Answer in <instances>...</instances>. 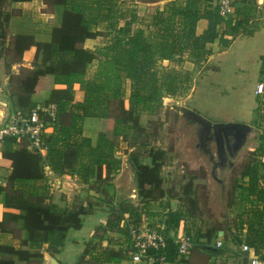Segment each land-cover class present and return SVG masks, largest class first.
<instances>
[{"label":"trees","instance_id":"1","mask_svg":"<svg viewBox=\"0 0 264 264\" xmlns=\"http://www.w3.org/2000/svg\"><path fill=\"white\" fill-rule=\"evenodd\" d=\"M47 1L63 9L62 25L55 28L53 42L50 44L36 43L31 36L18 35L14 37L8 48H11L18 56L22 55L23 51L32 45L37 46L38 54L45 51L50 52L52 55L64 54L62 52L74 53L79 51L78 46L85 39L96 36V33L90 30V26L85 20L83 7L75 3L69 5L71 0ZM96 1L101 3L107 0ZM6 2L7 0H0V51L4 50L8 41L6 23L9 14L3 9ZM102 6V4L99 5L103 8ZM107 12H111V9L106 10V14ZM132 17L135 18L136 16L133 14ZM201 18L209 19L210 25L204 34L197 35L196 25ZM220 20L222 19L216 9L201 12L199 7L194 5L188 6L187 4L186 7H181L172 1L168 4L167 10L157 8L154 13L153 25L159 28L158 33H160L158 34L160 40L157 42L145 38L142 30L133 31V19L126 26L116 30L117 36H115L111 45L112 50L115 52V54H112V60L115 61L119 69L126 71L131 79V96L124 99L120 95V89H117L113 97L115 108L112 109V100L110 101L108 97L102 95L99 87L90 88V93H88L89 103L94 104L98 101L104 105L99 110L101 112L99 115L103 119L107 120L111 113L115 112L112 128V135L115 139L123 137L126 141L129 140L131 136L129 129L134 126L132 123L134 119L133 111L140 106H146L157 100L160 96L159 78L156 70L158 60H171L175 54L177 55L192 46L195 51V58L200 62L208 43L214 42L218 38L225 42L222 37H219L218 25ZM87 62L83 58L68 61L61 57L58 64L48 66L45 69H23V75L18 76V78L11 75V80L17 79L16 87L11 90L8 97L11 104L24 112H29L33 108L31 97L34 93L44 88H50L52 83L60 81L61 76H67L68 80L81 76L85 71ZM49 77L53 79L51 80ZM163 77L167 82L166 87L169 86L167 88L173 91L177 84V77L172 76L170 79L168 76ZM66 101L69 100L56 98L53 102L59 108L58 124L60 114L66 109ZM78 119L73 123L74 126L81 123L82 119ZM135 123L138 124V120ZM58 126L56 132L49 134L46 138L49 144L46 160L38 152L30 150L28 142L25 146L21 143V146L16 138L7 137L4 140L0 155V167L7 165L12 169V172L8 176L7 186L0 185V229L19 236H21L20 233L25 232V236L22 237L19 248L11 244L0 243V264H42L44 258L43 247L46 244V250L53 256L60 255L68 231L81 229L83 216L89 214L93 208V203L88 202L86 206L79 203L61 209L49 202L53 192L47 186L43 185L41 188L36 186L33 189L27 187L31 182L43 180L47 177L45 171L47 164L51 166V170L55 174L61 175L73 170L79 152V145L75 144L74 141L77 140L76 133L78 130L81 131V127L75 130L72 127ZM112 141V139L106 137L105 131H102L97 146L93 148L90 154L96 164L97 180H102L103 165L108 162V158L110 157L113 160L114 142ZM157 153L151 154L152 165L140 163L138 161L139 155L132 154L137 187L146 199H150L152 192L155 190H160V197L165 194L162 189L163 177L161 176L160 162L164 153L163 151ZM262 154H264V147L262 148ZM118 162L115 161L114 165L108 168L106 181L109 180L113 171H118L120 167ZM262 171L264 172V162H261L256 156H254L251 163L245 164L242 171V179H247V182L244 181L239 187L250 210L245 214L248 217L247 220L242 218L237 223V230L239 231L237 237L239 238V252L241 254H244L241 251L242 244L248 243L255 248L260 258L264 260V176L261 175ZM101 185L97 186L99 190ZM193 203L196 206V202ZM4 207L18 209L20 212H2ZM117 207L116 219L110 218L113 213L110 212L108 223L103 226L107 230L104 233L106 236L108 231L112 232L115 228L124 232L118 226L127 214H130L136 220L141 217L139 212L133 213L129 206L121 202L119 205H112L114 212ZM144 208L147 209V204L144 205ZM176 215L173 212L171 220L178 224L176 221H179V216L176 217ZM245 226H247L246 230ZM17 227L20 228L21 232H16ZM220 231H222V228L217 231L213 230V234L211 233V236L215 235L216 243ZM105 235H102L101 238ZM222 243H225V240ZM89 245L80 256L78 264H93L92 260L96 264H120L131 259L130 251H124L121 248L115 249L97 244L89 247ZM203 245L206 248L208 247L211 255L218 254L226 248V243L219 248L215 245L213 247L207 246V243ZM170 252L175 254V245L172 242Z\"/></svg>","mask_w":264,"mask_h":264},{"label":"crops","instance_id":"2","mask_svg":"<svg viewBox=\"0 0 264 264\" xmlns=\"http://www.w3.org/2000/svg\"><path fill=\"white\" fill-rule=\"evenodd\" d=\"M135 2L138 9H147L149 5L153 4L156 7L159 6V4H163L162 2L154 3L146 0H135ZM72 3L83 7L85 10V20L88 22L90 30L96 33V36L85 39L84 42L78 46L79 51L74 53L62 52L64 54L61 55H52L50 52L47 53V51L38 54L36 45L28 47L23 51L22 55L19 56L11 50V48H8L11 40L18 35L31 36L36 43H52L55 28L60 27L63 22V9L61 7L52 5L47 0H7L3 7L9 14V19L6 23L8 41L4 50L0 51V99L8 103V108L5 113L8 114L20 109L14 107L9 98H5V96H9L11 90L16 87L17 79L11 80V75L18 78V76L20 77L23 75V69H45L48 66L58 64L61 57H64V60L68 61H73L76 58H83L88 61L85 71L81 76H76L69 80L67 76H61L59 82L52 83L50 88L41 89L31 97L33 108L54 102L56 98L69 100L66 101V109L60 114L58 125L64 128L72 127V129L75 130L81 127V131L79 132L78 130L76 133L77 143L75 144L79 145V152L73 170L61 175L54 173V175H51L49 178L46 177L43 180L31 182L29 186H27L28 189L36 188V186L41 188L43 185L49 188V182L55 180L60 188H57L56 192L53 188H50L53 194L50 196L49 202L57 207L61 209L72 207L79 203L78 200L86 205H88V202H92L93 208L89 214L83 216V226L86 224L88 218L94 216L95 213H100L97 219L98 222L95 221L92 225V228L89 230V235L84 237L86 234L85 232V234L79 237V240L74 239L76 244H73L71 239H69L70 230L68 231L65 244L60 253V255L62 254L61 256H53L46 250L47 244L44 245V258L42 264H52L54 260L62 264L61 260L64 262V258L71 252V254L77 253L79 259L90 243H92V245L97 243V245H102L103 247L110 246L111 238L109 233L111 232L108 231V235L101 238L97 231L102 223H104L103 225L106 224L105 220H107L109 216V210L94 202L105 199L111 201L115 200L116 189L112 177L121 176L124 170V165H119L120 168L118 171H113L111 173L112 179L109 177V180L106 181L107 170L106 166L103 165L102 180H97L96 164L92 160L90 154L98 143L97 138L100 132L105 131L104 122L106 119H103L101 115H99V113H101L99 111L100 107L104 105L100 104L98 101L94 104L89 103L88 93H90V88L99 87L100 93L108 97L110 101L112 100L111 103L115 102L113 97L117 89H120V95L123 96L124 99H128L131 96V79L128 77L126 71L119 69L115 61L112 60V54H115V52L112 50L111 45L115 36H117V31H111L115 28L120 29L126 26L131 19L136 18L132 17L133 13L136 16V12L133 11L131 14L125 13L123 14L124 17H120V19L117 18L116 12L120 7V1L118 0H107L101 3L96 0H71L69 5ZM186 3L188 6L194 5L199 7L201 12L204 10H215L211 0H188ZM101 4L103 8L106 7L107 10L111 9V12H107L106 16L100 18L93 14L97 8H101L99 7ZM177 5L186 7L185 2L181 4L178 3ZM159 8L163 10V6ZM221 19L218 25L219 37H222L225 42H222L221 39L218 38L214 42L206 45L204 49V58L207 57L204 60L205 63L197 61L193 47H189L191 48L190 52H188L190 60L187 61V64L189 63L192 64V66H196L200 63L201 65L199 64L200 70L197 76L196 72L195 75H192V77L195 76V79L193 77L194 85L188 98L196 91L195 84L197 77L202 76L205 72H209V74L218 72V75L219 73H224L223 71H227V75L231 76H222L227 80H216L214 78L215 75L208 79L212 87L231 86L232 88L239 89V119H242L243 122H248V124H256L260 126L258 127L260 130H263L261 131L262 134L259 140L260 145H258L254 151H256L255 156L261 162H264V154H262V148L264 147V94L259 95L256 93L257 85L264 82V0H236L235 13L229 18L221 17ZM147 22L146 20H141L140 23L134 21L132 24L133 31H136L135 29L138 27L143 28L141 25ZM209 25V19H199L196 25V34H204L208 30ZM141 28L138 30H142L145 34L146 31L144 32ZM144 37H147L146 34ZM154 37L155 38L152 36L153 41L157 42L160 40L158 38V33H156ZM207 51H209V53H207ZM181 54L182 52L176 56L181 57ZM223 59H225V63L231 62V65L225 68L227 70H224V67H222ZM158 63H160V60H158ZM190 71L191 72H188L189 75L194 73L192 70ZM206 76L207 75L204 77L206 78ZM49 79L52 80L53 78L49 77ZM88 107L91 108L89 109ZM78 118H81L82 121L74 126L73 123L78 121ZM115 153L116 150L113 148V154ZM11 172L12 169L7 165L0 167V185L7 186L8 176ZM242 180L247 182V179ZM100 184L102 185L99 190L97 186ZM19 187H21V185H19ZM3 211L13 213L20 212L18 209L6 207L2 209V212ZM20 234L21 236L0 229V243L11 244L19 248L21 246V239L25 236V232ZM73 245H75V247H73ZM79 245L81 248L78 250L77 246ZM88 258L87 256V259ZM78 261L79 260L76 262L77 264ZM126 262L128 261H123L120 264Z\"/></svg>","mask_w":264,"mask_h":264},{"label":"rangeland","instance_id":"3","mask_svg":"<svg viewBox=\"0 0 264 264\" xmlns=\"http://www.w3.org/2000/svg\"><path fill=\"white\" fill-rule=\"evenodd\" d=\"M118 1H120V7L116 12L117 18L120 19V17H124L123 14H131L135 11L136 18L133 20L136 23H140L141 20L148 21L146 24L141 25L143 28L138 27L135 30L139 28L143 29L144 32L146 31L145 34L148 37L146 38L152 41L159 29L153 25V16L157 8L163 6L162 9L167 10L168 4L172 1L177 4L185 2V5L188 2V0H146L154 3L162 2L163 4H159L157 7L153 4L149 5L147 9H138L135 0ZM106 10V7L97 8L93 15L98 17L105 16ZM114 30L116 31L117 28L111 32H114ZM190 50L191 48L185 49L181 57L175 54L171 60L166 59L164 61L160 59V63H158L156 69L159 78L160 96L157 100L150 102L146 106H140L133 111L134 119L132 123L134 126L129 129L131 131L129 140L126 141L123 137L116 139L113 137L112 128L115 112L111 113L110 117L105 120L104 130L106 137L113 140L116 153L113 154V160L109 157L108 162L104 165L106 166V170H108L110 166L114 165L115 161H119V165H124V170L121 176L112 177L116 189L115 200L105 199L94 203L103 206L109 210V213L113 212L110 215V218L113 220L117 217L118 213L116 210L118 207L114 212L112 205H119L121 202L129 206L133 213L139 212L141 215H148L156 227L162 223L166 224L167 232L174 235V238H177L181 234L190 235L194 247L190 260H188L189 264H250L248 256L239 252L237 223L242 218L247 220L248 217L245 214L250 210L239 186L244 182L242 180L244 166L253 161L256 152L254 150L260 145L259 140L262 134L261 131L263 130L258 128L260 126L251 124L256 128V133L251 135L248 146L241 153L240 157L236 159L233 169L226 173L225 171L218 172L217 178L220 181L211 178V166L207 159L208 157L204 154V150L196 145L197 126L184 118L177 108H190L212 124L243 122L242 119H239V89L232 88L231 86L212 87L208 78L215 75L214 78L216 80H227L222 77L223 75L231 76L227 75V71L219 73L221 76L217 75L218 72L215 74L205 72L202 76L197 77L195 84L196 91L188 98L194 85L193 77L195 79V76L192 77V75H195L196 72L197 76L200 70L199 64L205 63L204 60L207 58L203 56L200 63L196 66L187 64V61L190 60L188 57ZM224 60H222V67H224V70H227L225 68L230 66L231 62L225 63ZM190 70L194 72L191 75L188 74V72H191ZM205 75H207L206 78L204 77ZM163 76H168L169 79L172 76L177 77V84L173 91L167 88L169 86L166 87L167 82ZM8 97L5 96L6 99ZM114 108L115 103L113 102L112 109ZM5 112L3 109L0 110V126L7 116ZM137 120L138 124L135 123ZM19 142L23 146L26 145V141ZM74 143H77V140ZM252 147L253 149L251 150ZM105 149L107 150L108 148ZM159 151H163L164 153L161 156L160 162L161 176L163 177L162 189L165 194L163 197H160V190H155L152 192L151 198L146 199L141 195L137 187L132 156L134 154L139 155L138 161L140 163L152 165L151 154H158L157 152ZM50 169L51 166L45 168L48 178L54 175V172L50 174ZM261 175L264 176L263 171ZM224 177H226V181L223 182ZM112 178L110 177V179ZM51 181L49 182V188H53L56 192L57 188L60 187L55 180ZM78 201L80 204H83L80 200ZM192 201L196 202V206H194L195 203ZM145 204H147L146 210L144 208ZM173 212L177 214L176 217L179 216L178 222L175 219L178 224H175L171 220ZM99 215L100 213H95L94 216L88 218L86 224L81 229L69 231V239H71L73 244H76L74 239L79 240V237L85 234V232L84 237L89 235V230L95 221L98 222ZM105 221L106 224L103 225L104 223H102L97 230L99 236L105 235L104 233L107 231L103 226L107 225L108 218ZM118 228H121L124 232L115 228L114 231L109 233L111 238L109 247L130 251L125 228L121 227V225ZM219 228H222V242L225 240L226 248L218 254L211 255L208 247L206 248L203 244L207 243V246L210 247L216 246L215 235L211 236V233L213 230L217 231ZM246 228L247 226H245V230ZM16 232H21L19 227H17ZM225 243L223 244L225 245ZM90 244L89 247L95 246L92 243ZM80 248V245L77 246L78 250ZM99 248L101 249V247ZM71 253L67 254L64 262L61 260L62 264H75L79 260L77 253ZM88 260L90 261V259ZM91 262L96 264L93 260ZM124 264H131V262L128 261Z\"/></svg>","mask_w":264,"mask_h":264},{"label":"built area","instance_id":"4","mask_svg":"<svg viewBox=\"0 0 264 264\" xmlns=\"http://www.w3.org/2000/svg\"><path fill=\"white\" fill-rule=\"evenodd\" d=\"M236 0H211L212 5L222 18H228L235 13ZM257 94H264V82L257 85ZM59 108L56 103L32 108L29 112L15 110L7 114L0 126V151L7 137L16 138L18 141L28 142V148L36 151L46 160L49 144L47 136L54 134L58 126ZM49 167L47 164L45 166ZM50 174L53 171L49 170ZM151 218L142 214L136 220L130 214L121 221L127 230L130 247V262L132 264H189L190 255L194 244L190 235L181 234L177 238L166 230V224L156 227ZM182 231V230H181ZM171 242L175 245V254L170 252ZM223 245L217 241V247ZM241 251L248 256L250 264H264L255 250L248 243H243ZM174 255V256H173Z\"/></svg>","mask_w":264,"mask_h":264},{"label":"water","instance_id":"5","mask_svg":"<svg viewBox=\"0 0 264 264\" xmlns=\"http://www.w3.org/2000/svg\"><path fill=\"white\" fill-rule=\"evenodd\" d=\"M8 103L0 99V110L6 111ZM183 117L197 126L196 139L197 146L204 150L211 166V178L217 179L218 172H229L232 170L235 161L248 146L250 137L256 133V128L248 123H219L212 124L198 112L186 108H177ZM226 181V177L223 178ZM217 182V181H216ZM219 241L223 240V231H220ZM52 264H59L58 261H52Z\"/></svg>","mask_w":264,"mask_h":264}]
</instances>
